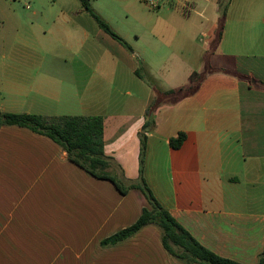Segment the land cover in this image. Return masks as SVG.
<instances>
[{
	"label": "crops",
	"instance_id": "0c3cea01",
	"mask_svg": "<svg viewBox=\"0 0 264 264\" xmlns=\"http://www.w3.org/2000/svg\"><path fill=\"white\" fill-rule=\"evenodd\" d=\"M4 1L10 2L0 0V10ZM65 1L33 11L9 41L0 21L1 113L100 117L103 151L115 162L110 170L127 183L138 178L143 134V178L169 215L215 255L258 264L264 251V0L160 1L155 24L134 40L155 45L175 31L180 44L164 61L155 58L166 68L158 70L161 93L148 132L145 112L157 95L135 75L134 56L148 73L153 58L103 36L77 0ZM221 6L224 28L213 46ZM197 35L213 48L212 70L192 96L163 94L201 73L186 51ZM178 133L186 137L173 150L168 143ZM149 207L137 188L120 195L110 181L71 164L46 136L0 128V264H183L163 249L155 225L114 246L101 244Z\"/></svg>",
	"mask_w": 264,
	"mask_h": 264
},
{
	"label": "trees",
	"instance_id": "16d2710c",
	"mask_svg": "<svg viewBox=\"0 0 264 264\" xmlns=\"http://www.w3.org/2000/svg\"><path fill=\"white\" fill-rule=\"evenodd\" d=\"M84 11L88 13L94 20L99 30L108 35L122 46L127 45L122 38L115 34L106 24L99 19L88 4V0H77ZM229 2V0H224ZM224 7H220V17L218 27L215 29V39L213 46H217L222 29L224 28ZM212 68H208V70ZM214 70V69H213ZM138 70L135 75L144 80L153 92L157 95L152 100L150 106L145 112L146 121L143 125V132H148L154 127L153 111L156 107L161 91ZM215 71L228 72L218 69ZM205 73L192 74L190 76V84L177 90H169L163 92L167 96H175L177 98L192 96L195 94L204 78ZM242 78V77H239ZM261 87L264 84L260 82ZM159 96V97H158ZM2 126H16L27 129L33 133L46 136L47 139L58 145L66 152L71 164L83 170L95 179L110 181L115 190L120 195H125L128 190L137 188L147 201L149 208H144L136 221L127 228L110 235L101 241L103 246L116 245L131 236L138 234L144 227L155 225L161 230L160 242L163 249L172 257L182 261L183 264H238L230 261V259L222 258L204 246L199 244L193 236H191L180 224H178L162 207L159 201L153 196L151 189L147 186L143 178V162L145 154L146 138L140 135V166L139 174L136 182L127 183L122 174L116 175L110 170L115 162L105 156L103 151V125L102 120L98 116H59L48 117L40 115H24L1 113L0 111V128ZM184 133H178L169 141V147L176 150L183 144L185 140ZM258 264H264V251L259 256Z\"/></svg>",
	"mask_w": 264,
	"mask_h": 264
},
{
	"label": "rangeland",
	"instance_id": "374dc122",
	"mask_svg": "<svg viewBox=\"0 0 264 264\" xmlns=\"http://www.w3.org/2000/svg\"><path fill=\"white\" fill-rule=\"evenodd\" d=\"M9 1L10 2L4 1V5L0 10L2 36H4V38L6 37L8 41L13 35V31L19 28L22 20L31 19L33 11H38L43 7H49L53 3V0ZM144 1L145 0H88V4L99 19L103 21V23L106 24L115 34L121 37L123 41L130 45L132 50L136 51L144 48L147 52H149L147 58H153L152 60L154 62L150 73H148L149 70L147 71L138 56H134V61L136 62L137 67H140V74H143L156 86L158 84V70L166 67L159 65L155 58H158L160 61H164L167 56L172 55L177 44H180V35H177L175 34V31H172L170 34H163L162 38L158 40L155 45L153 43L148 45L146 41L143 40L140 44H137L134 40V36L142 35L144 27L155 24L152 17H154L157 12V9L152 10L148 8ZM160 1L162 0H154L153 3H156L159 6ZM65 2L68 1L66 0ZM27 5L29 6V9H26ZM174 23L178 22L175 21ZM95 26L96 24L94 20L93 28ZM172 27L175 26L172 25ZM33 28L35 29V27ZM102 35L105 36L106 34L102 33ZM191 39V44L190 46H187L188 50H186H191L190 53L192 54L188 61L194 70H199L201 73H205L210 64L216 63L217 61L216 58L211 59L210 52L213 48L208 41L207 44L204 42L203 37L200 38L197 35L194 39L193 37H191ZM93 40H95L94 35ZM100 40L101 39H98V41ZM93 46L95 48V54L102 56V49L97 44L95 45L93 43ZM126 52L130 54L128 50H126ZM186 55H188L187 52Z\"/></svg>",
	"mask_w": 264,
	"mask_h": 264
},
{
	"label": "built area",
	"instance_id": "2783aa9c",
	"mask_svg": "<svg viewBox=\"0 0 264 264\" xmlns=\"http://www.w3.org/2000/svg\"><path fill=\"white\" fill-rule=\"evenodd\" d=\"M153 1L154 0H145L144 2L147 4L148 8L155 9V8H157V4L153 3Z\"/></svg>",
	"mask_w": 264,
	"mask_h": 264
}]
</instances>
